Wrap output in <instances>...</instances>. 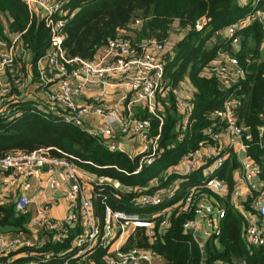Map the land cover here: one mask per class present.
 <instances>
[{"label":"trees","instance_id":"obj_1","mask_svg":"<svg viewBox=\"0 0 264 264\" xmlns=\"http://www.w3.org/2000/svg\"><path fill=\"white\" fill-rule=\"evenodd\" d=\"M64 7L68 12L64 15L61 34L67 55L92 58L100 44L118 35L120 30L132 29L139 41L154 39L164 43L172 38V33L177 34L171 48L163 55V73L169 88L158 98L156 113L161 119L144 110L136 113L137 117L148 119V135L158 134L154 159L135 170L141 154L131 156L121 149L110 148L108 137L92 134L84 126L63 120V110L50 107L43 99H35V95L18 98L11 103L8 115L0 114V155L8 150L28 151L37 147H48L52 153L60 149L71 155L69 158L76 167L94 177L91 208L98 225L102 224L104 205L112 210L136 212L153 222L151 237L145 235L142 227L136 226L122 247L152 248L164 259V264H240V261L264 264V253L259 248L245 246L242 238L245 219L235 210L226 208L222 232L214 242L198 241L182 230L181 223L189 212L176 213V209H172L169 223L162 231L158 228L157 216L151 215L176 201L190 184L201 180L198 167L189 173L166 170L181 154L204 141L205 134L201 130L212 122L208 113L227 96L237 99L234 106L237 121L252 135L246 152L260 165V175L264 177V145H259L264 142V135L256 132L264 118V26L256 18L245 21L236 28L238 42L235 46L221 36L223 27L250 15L254 7L249 2L237 0H65ZM200 16L205 21L196 27V19ZM5 30L20 32L19 39L33 68L35 59L48 48L50 33L43 19L29 12L23 0H0V36H4ZM223 49L235 55L244 68V76L226 86L212 74H201L202 67ZM184 76L188 77L193 89L191 109L181 129L182 115L177 111L172 90ZM41 87L38 84L37 88ZM214 173L225 182L227 198L235 183L227 158ZM173 180L179 182L172 196L149 205L135 202L138 192L165 187ZM205 191L209 198L218 199L216 193ZM24 221L21 213L12 223L19 226L20 231H26ZM7 223L10 222L0 209V224ZM76 231V226L68 227L59 239L25 248L51 250L44 264H63L68 258L66 248ZM103 253L104 248L94 247L86 252V258L99 264ZM28 258L35 257L26 255L6 261L0 256V264H14ZM71 262L75 264L74 258Z\"/></svg>","mask_w":264,"mask_h":264},{"label":"built area","instance_id":"obj_2","mask_svg":"<svg viewBox=\"0 0 264 264\" xmlns=\"http://www.w3.org/2000/svg\"><path fill=\"white\" fill-rule=\"evenodd\" d=\"M23 1L29 12L43 19L50 33L47 50L35 59L33 65L35 81L43 86L40 88L43 93L41 99L49 103L50 107L63 110V120L79 126H83V116L86 113L98 114L99 125L88 129L92 134L109 137L114 131L113 124L122 135L140 134L141 155L135 170H138L141 164H149L155 156L158 134H147V118L134 116L130 111L123 113L121 109L125 100L127 105L141 102L146 111L161 119L156 113L158 98L163 97L169 88L163 73V55L168 49L166 42L154 39L134 41L119 31L118 35L100 44L92 58L67 55L62 46L61 34L64 15L68 12L64 7L65 0ZM248 2L254 7L250 15L224 27L225 37L230 44L238 42L236 28L245 21L256 18L264 26V0ZM196 27L199 26L196 24ZM19 34L20 32L5 30L4 36H0V114L3 115H8L11 112V103L16 102L18 97L25 93L26 82L21 74L11 73L16 60L25 63L26 59H29ZM202 69L216 76L224 84H227L230 78L239 79L244 76V68L237 57L231 54L224 55L221 61H210ZM90 83L99 85L100 94H103L108 86L122 88V92L116 94L108 106L79 103L75 96ZM127 91L133 92L130 99L127 98ZM236 103V98L227 96L219 106L213 108L208 113L212 122L201 130L205 134L204 141L199 143L197 148L181 154L177 162L166 170L189 173L198 167L202 175L201 180L190 184L176 201L152 212L151 215L157 216V225L162 231L169 223L168 215L172 209L175 208L176 213L189 212L181 223L182 230L191 228L201 236V242H214L222 232L226 208L241 211L245 219L242 228L245 246L257 247L264 253V177L260 175V165L246 152L252 135L237 121L234 110ZM175 104L178 110L182 109L181 129H184L191 109L190 101L188 103L183 98H176ZM256 132L258 135H264V118L257 125ZM262 144L264 145V142L259 143L260 146ZM109 147L119 149L111 141ZM56 151L57 153H52L48 147H37L28 151L8 150L0 155V173L9 169L27 176L32 174L36 167L45 164L57 165L64 169L65 177L71 181L67 190L69 219L53 221L47 217L42 205H35L31 222L34 226L42 228L44 235L34 241L19 235L7 237L0 232V250L3 252L10 248L29 246L35 248V245L59 239L68 227L76 226L77 231L66 248L68 258L63 264H74L71 262L72 258L75 264H94L91 259L86 258V252L99 246L104 248L99 264H156V260H161L164 264V259L152 248L137 245L122 247L127 235L136 226L142 227L147 237L153 235L154 225L150 218L141 217L136 212L112 210L108 205H104L102 224L98 225L92 213L91 191L86 192L83 187L85 182L91 183L94 177L76 167L69 158L71 155L60 149ZM226 158L231 172L235 169V178L241 180L243 187L236 186L235 182L227 202L222 203L217 198H209L205 189L216 193L218 198L224 189L226 191L225 182L214 173ZM178 182L175 180L165 187L138 192L134 198L135 202L149 205L170 197ZM50 184L53 185L54 181L51 180ZM30 199L27 195L19 194L14 200V208L23 211L29 205ZM241 206L246 209L241 210ZM246 210L253 215L249 216ZM22 251L21 256L31 255L35 258L25 259L20 261V264H44L46 258L51 255V250L37 251L25 248Z\"/></svg>","mask_w":264,"mask_h":264},{"label":"crops","instance_id":"obj_3","mask_svg":"<svg viewBox=\"0 0 264 264\" xmlns=\"http://www.w3.org/2000/svg\"><path fill=\"white\" fill-rule=\"evenodd\" d=\"M239 3H246L248 0H237ZM122 32V30H120ZM127 32V31H125ZM221 36H225V30L224 27L221 30ZM170 39L167 40L165 43V46L168 48H171L173 42L175 40L170 41ZM231 46H235V44H230ZM235 48V47H234ZM230 54L228 50H219L214 58L211 60L214 61H221L223 59L224 55ZM28 60V59H26ZM16 62L20 64V61ZM23 62V61H22ZM24 65L23 74L27 75V78H30L31 76L34 77V75L30 72V66L29 62H23L21 63ZM26 68V69H25ZM29 68V70H27ZM22 74V73H21ZM201 74L210 76L211 74L208 73L205 70H201ZM29 75V76H28ZM216 77V76H215ZM217 78V77H216ZM31 79V78H30ZM28 79V80H30ZM238 78H230L229 82L227 84L223 85H229L237 81ZM27 80V79H26ZM29 82V81H27ZM26 82V85L24 87V92H26V88L28 86V83ZM99 85L90 83L88 85H85L82 88V91L79 95L75 96V100H77L79 103H87V104H98L100 106H108L110 103H112L113 99L116 97V94L122 92V88H117L114 86H108L105 88L103 94H100V89L98 87ZM192 85L188 79L187 76H184L181 81L178 82L177 86L172 90L176 98H183L185 100L190 101L191 99V93H192ZM36 96L35 99H41L43 96L42 92H32L30 94H33ZM33 95V96H34ZM127 98H131L133 96L132 91L126 92ZM43 99V98H42ZM126 101L123 103V107L121 111L123 113H126L127 111H130L134 116L137 112H142V110L146 111L143 103L136 102L131 103L129 105L126 104ZM159 107V104H158ZM180 110V111H179ZM177 111L182 115L181 111L182 109L179 108ZM182 117V116H181ZM83 126L87 129L92 128L94 126L99 125L100 123V116L95 113H86L83 116ZM114 129V124H113ZM111 142L116 144L119 149L125 151L128 155H135L141 154L140 145H141V136L140 134H133L131 136L122 135L119 130L113 131V134H111L109 137ZM226 149V147H225ZM234 169V168H233ZM232 171V170H231ZM233 177L235 178V169L232 172ZM51 180L54 181V184L51 185ZM236 186L239 185L241 188L243 187V184L241 180H237L235 178ZM175 181V180H173ZM70 179L65 177L64 169L61 166L57 165H42L39 167H36L32 174L30 175H21L16 172H13L12 170H4L0 173V209L5 213L6 220L10 222V224H13L14 220H16L19 216V214H23L25 221H24V228L26 231H20V228L18 231H10V232H4V234L9 236L19 235L23 238H31L34 241H36L39 237L44 235L43 229L40 227H36L32 224L31 218L34 214V208L35 205H42L44 207L45 213L48 218H50L53 221H63L65 219H69V198L67 195V190L70 186ZM83 187L85 188L86 192H90L91 183L88 181L83 184ZM222 195L218 198V200L222 203L227 202V198L225 197L224 192L225 189L222 191ZM91 193V192H90ZM247 192H245L246 194ZM19 194H24L29 196L30 202L27 208H25L23 211H17L14 208V200ZM245 208V207H244ZM241 206V210H245ZM234 210V209H232ZM239 214H241V211H237ZM249 216L253 215L250 211L246 210ZM242 216V215H241ZM243 217V216H242ZM14 225V224H13ZM16 226V225H15ZM38 230H42L41 233H37ZM22 249L23 247L16 248V249H8L4 250L3 252L0 250V256H2L6 261H11L13 259H19L22 255ZM22 261V260H21ZM14 264H20L14 263ZM240 264H244L242 261H240Z\"/></svg>","mask_w":264,"mask_h":264},{"label":"rangeland","instance_id":"obj_4","mask_svg":"<svg viewBox=\"0 0 264 264\" xmlns=\"http://www.w3.org/2000/svg\"><path fill=\"white\" fill-rule=\"evenodd\" d=\"M123 32V35L124 36H127V37H130L131 39H133V40H135V41H139V40H137V38H135L136 36H135V31H133L132 29L131 30H129V31H127V32H124V31H122ZM175 36H177V34H174V33H172L171 34V40L170 41H172V40H174L175 39ZM141 40V39H140ZM212 40V38L209 40V42ZM21 66H22V64L20 63V64H18L17 62L15 63V66H13V68H12V70H11V73L12 74H21V77H22V79H23V81H25V82H27V81H29V82H27L28 83V86H27V88H26V92L22 95V96H20V97H18V98H23V97H28L27 95H34V93L33 94H30V93H32V92H42V89H40V88H37V86H38V84L36 83V81H35V77H33V76H31L29 79L30 80H28V78H27V75L26 74H23L24 72V70H22L21 69ZM26 69V68H25ZM27 70H29V68L27 69ZM30 72H31V74L33 75V68H32V66H30ZM29 76V75H28ZM27 79V80H26ZM156 264H163V262H161V260H156Z\"/></svg>","mask_w":264,"mask_h":264},{"label":"water","instance_id":"obj_5","mask_svg":"<svg viewBox=\"0 0 264 264\" xmlns=\"http://www.w3.org/2000/svg\"><path fill=\"white\" fill-rule=\"evenodd\" d=\"M205 21L203 16H200L198 19H196V24L197 26H201L202 23ZM114 129L117 130V126L114 124ZM19 230V226H15L13 224L7 223V224H0V232L4 233V232H10V231H18ZM42 230H38V234L41 233ZM187 232L191 233L196 240L200 241L201 240V236L197 233L196 230H192L191 228L187 229ZM201 252H204V249H201Z\"/></svg>","mask_w":264,"mask_h":264}]
</instances>
